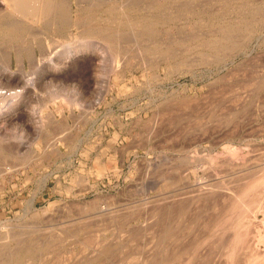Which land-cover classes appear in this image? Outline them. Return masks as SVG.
Wrapping results in <instances>:
<instances>
[{
	"label": "rangeland",
	"instance_id": "1",
	"mask_svg": "<svg viewBox=\"0 0 264 264\" xmlns=\"http://www.w3.org/2000/svg\"><path fill=\"white\" fill-rule=\"evenodd\" d=\"M25 1L0 0V264H264V0Z\"/></svg>",
	"mask_w": 264,
	"mask_h": 264
},
{
	"label": "bare ground",
	"instance_id": "2",
	"mask_svg": "<svg viewBox=\"0 0 264 264\" xmlns=\"http://www.w3.org/2000/svg\"><path fill=\"white\" fill-rule=\"evenodd\" d=\"M128 1V0H127ZM8 2L12 5V6H15L16 8H20V9H27V7H29V5H30V2H26L25 0H8ZM111 2H112V0H111ZM155 2V1H154ZM156 2H158V1H156ZM161 2V1H160ZM91 3V2H90ZM90 3H88V5L90 4ZM94 3H96V2H94ZM93 2L91 3V4H94ZM128 3V2H127ZM153 3V2H152ZM180 3V2H179ZM71 5H72V3H70ZM78 4H80V3H78ZM90 4V5H91ZM100 4H101V2H100ZM104 4V3H103ZM102 4V5H103ZM125 4L126 3H124V2H122V4L121 5H124L125 6ZM135 4V3H134ZM176 4V3H175ZM35 5H36V2H35ZM34 5V6H35ZM39 5V4H38ZM51 4H47L46 2H42L41 3V9L43 10V8H45V7H48V6H50ZM53 5V4H52ZM77 5V4H76ZM95 5H97L98 6V4L96 3ZM118 5H120V4H118ZM136 5V4H135ZM147 5V4H146ZM155 6H157L156 4H154ZM159 5V4H158ZM108 6H110V5H108ZM114 6V5H113ZM127 6V5H126ZM167 6V5H166ZM72 7V6H71ZM71 7L70 8H68V9H66V11H68V14H70L69 12H70V10H71ZM116 7V6H115ZM140 7V6H139ZM147 6H145V8H146ZM148 7H150V5H148ZM152 7H154V6H152ZM160 7H162V6H160ZM193 7V6H192ZM55 8H58L59 9V11H58V14H60V16H62V10H63V8H64V4L62 3V2H58V3H56L55 4ZM119 8L121 9V7L119 6ZM51 9V8H50ZM57 9V10H58ZM103 9H105L104 7H103ZM114 9V8H113ZM112 9V10H113ZM147 9V8H146ZM145 9V10H146ZM156 9V8H155ZM155 9L153 10V11H155ZM161 9V8H160ZM44 10H46V9H44ZM51 10H53V8L51 9ZM101 10V9H100ZM106 10V9H105ZM111 10V11H112ZM115 10V9H114ZM113 10V11H114ZM118 10V9H117ZM149 11H150V9H148ZM156 10H158V9H156ZM50 11V10H49ZM122 11V10H121ZM128 11V10H127ZM153 11H151V14H156L157 12H155V13H152ZM130 12V11H129ZM46 13V12H45ZM44 13V14H45ZM98 13V12H97ZM2 14V13H1ZM112 14H113V12H112ZM116 14V13H115ZM117 14H118V12H117ZM147 14V13H146ZM4 15V14H3ZM66 15V14H65ZM98 15V14H97ZM122 14H120V16H121ZM124 15V14H123ZM141 15V14H140ZM139 15V16H140ZM158 15V14H157ZM56 16V15H55ZM105 16V15H104ZM111 16V15H110ZM118 16V15H117ZM124 16H126V14L124 15ZM138 16V15H137ZM52 17V16H51ZM67 17V16H66ZM101 17V16H100ZM144 17V16H143ZM163 17V16H162ZM71 19V17H68V23L67 24H71V26H72V24H73V22H72V20H70ZM106 19V18H105ZM140 19V18H139ZM196 19V18H195ZM220 19V18H219ZM83 20V19H82ZM94 20V19H93ZM101 20V19H100ZM104 20V19H103ZM112 20V19H111ZM134 20V19H133ZM142 20V19H141ZM149 20V19H148ZM214 20V19H213ZM2 21V20H1ZM92 21V20H91ZM90 21V22H91ZM115 21V20H114ZM131 21V20H130ZM144 21V20H143ZM145 21H146V19H145ZM160 21V20H159ZM162 21V20H161ZM17 22V21H16ZM80 22V21H79ZM82 22H86V21H82ZM88 22V21H87ZM123 22V21H122ZM151 22V21H150ZM149 22V23H150ZM157 22V21H156ZM2 23H5V22H2ZM15 23V22H14ZM76 24H77V22H75ZM75 23H74V25H75ZM119 23V22H118ZM128 23V22H127ZM136 23V22H135ZM147 23V22H146ZM154 23V22H153ZM158 23V22H157ZM223 23V22H222ZM113 24V23H112ZM140 24V23H139ZM156 24V23H155ZM166 24V23H165ZM10 25H12L11 23H10ZM14 25H16V24H14ZM79 25H80V23H79ZM120 25H122L121 23H120ZM125 25H126V23H125ZM152 25V24H151ZM70 26V25H69ZM145 27H146V24L144 25ZM153 26V25H152ZM155 26V25H154ZM225 26V25H224ZM76 27V26H75ZM132 27V26H131ZM133 27H135V26H133ZM233 27V26H232ZM2 28V27H1ZM76 28H78V27H76ZM88 28V27H87ZM110 28V27H109ZM138 28V27H137ZM237 28V27H236ZM222 29H224L223 27H222ZM82 30V29H81ZM81 30H79L78 32H80ZM87 30V29H86ZM95 30V29H94ZM97 30V29H96ZM100 30V29H99ZM104 30V29H103ZM83 31V30H82ZM85 31V30H84ZM91 31V30H90ZM108 31V30H107ZM223 31H225V30H223ZM10 32V31H9ZM11 32H13V30L11 31ZM10 32V33H11ZM15 32V31H14ZM18 32V31H17ZM92 32V31H91ZM94 32V31H93ZM120 32V31H119ZM212 32V31H211ZM226 32H227V30H226ZM229 32V31H228ZM2 33V32H1ZM81 33V32H80ZM87 34H88V32H86ZM98 33V32H97ZM96 33V34H97ZM102 33V32H101ZM146 33V32H145ZM6 34V33H5ZM9 34V33H8ZM14 34V33H13ZM78 34V33H77ZM92 34H94V33H92ZM115 34H116V32H115ZM117 34H118V32H117ZM227 34V33H226ZM1 35V34H0ZM16 35V34H15ZM2 36H4V35H2ZM8 36V35H7ZM103 36H106V35H102L101 37H103ZM107 37H109L108 35H107ZM104 38V37H103ZM111 38V37H110ZM227 38V37H226ZM228 38H230V37H228ZM221 39H224V37L223 38H221ZM225 40V39H224ZM228 40V39H227ZM231 41V43H232V40H230ZM109 43V42H108ZM234 43V42H233ZM203 44V43H202ZM235 44V43H234ZM209 45V44H208ZM226 45V44H225ZM224 46V45H223ZM230 46H232V45H230ZM45 47V46H44ZM234 47V46H233ZM225 48V47H224ZM235 48V47H234ZM46 49H48V48H46ZM228 49V48H227ZM226 49V50H227ZM230 50V49H229ZM69 52H71V51H69ZM219 52V51H218ZM153 53V52H152ZM17 54H19V53H17ZM165 54V53H164ZM175 55V54H174ZM8 56V55H7ZM18 56V58L20 59V55H17ZM216 56V55H215ZM225 56V55H224ZM160 57V56H159ZM209 57V56H208ZM10 59V58H9ZM203 59V58H202ZM206 60L208 59V58H205ZM221 59V58H220ZM8 60V59H7ZM20 62V61H19ZM21 62H22V60H21ZM208 62V61H207ZM8 63V62H7ZM34 64V63H33ZM6 66V65H5ZM7 69L9 70V71H11L12 72V70L9 68V65L7 66ZM258 82V81H257ZM248 83V82H247ZM248 86V85H247ZM254 87V86H253ZM56 97V96H55ZM54 98V97H53ZM57 99V98H56ZM188 102V101H187ZM192 102V101H191ZM185 104V103H184ZM188 104V103H187ZM191 104V103H190ZM189 104V105H190ZM0 105H3L2 107H0V113H2L3 111H5V109H4V103L3 102H0ZM8 107V106H7ZM37 113V112H36ZM67 135V134H66ZM59 137V136H58ZM59 138H61V137H59ZM58 138V139H59ZM67 138V137H66ZM62 139V138H61ZM60 140V139H59ZM1 141V140H0ZM51 141H52V139L50 138V143H51ZM54 141V140H53ZM53 141H52V143H53ZM56 141V140H55ZM21 143V142H20ZM49 147V146H48ZM56 147V146H55ZM58 149V148H57ZM29 152V151H28ZM22 153V152H21ZM15 168H17V167H15ZM9 169V168H8ZM8 171V170H7ZM255 175V174H254ZM249 176V175H248ZM253 176V175H252ZM258 176V175H257ZM253 177H256V176H253ZM260 178V177H259ZM259 178L257 177L256 178V180H259ZM262 178V177H261ZM242 179V178H241ZM249 181H250V178L248 179ZM252 180V179H251ZM256 180H254V182H250L251 184H252V186L251 187H253V189H255L254 187L255 186H253L254 185V183H255V181ZM253 181V180H252ZM262 182L264 181V180H261ZM243 182H244V180H243ZM246 182H247V180H246ZM257 182H259V181H256V184H257ZM249 183V184H250ZM261 183V182H260ZM264 183V182H263ZM250 184V185H251ZM255 184V185H256ZM240 185V184H239ZM245 185H246V183H245ZM250 185H248V183H247V186L248 187H246V190L249 188V186ZM259 185V184H258ZM243 186V185H242ZM257 186V185H256ZM257 187H260V185L259 186H257ZM262 187V186H261ZM243 190H245V187H244V189ZM245 190V191H246ZM249 191H250V188L248 189ZM252 190V189H251ZM261 190V189H260ZM242 191V190H241ZM244 191V192H245ZM255 191V190H254ZM244 192H243V194H244ZM258 192V191H257ZM253 193V192H252ZM261 193V192H260ZM264 193V192H263ZM238 194V193H237ZM242 194V195H243ZM247 194H249L248 192H247ZM253 194H255L256 195V193L254 192ZM259 194V192L257 193V195ZM234 194H232V196H233ZM239 196H241V194L239 195ZM238 195H237V197H239ZM257 197V196H253V195H248V197H246L245 196V198H247V199H249V201L252 199V198H250V197ZM234 197V196H233ZM231 198V197H230ZM229 198V199H230ZM235 198H236V196H235ZM235 198H233L234 199V201H236L237 202V198H236V200H235ZM242 197H240V199H241ZM243 198H244V196H243ZM242 198V199H243ZM244 198V199H245ZM244 199H243V201H244ZM253 200H256V199H252V201ZM258 200H260V199H258ZM257 200V201H258ZM247 202H249L248 200H246ZM242 202V201H241ZM245 202V201H244ZM254 202V201H253ZM234 203V202H233ZM238 203V202H237ZM239 204H242V203H239ZM238 204V205H239ZM245 204V203H244ZM235 205H237V204H235ZM252 205V204H251ZM254 205V204H253ZM227 206V205H226ZM244 206V205H243ZM236 207H239V209H240V206H236ZM91 208V207H90ZM242 208V207H241ZM248 208V207H247ZM246 210V209H245ZM239 211V210H238ZM242 211H243V209H242ZM236 214V213H235ZM240 214H242V212H240ZM245 214V213H244ZM246 214H249V213H246ZM238 216H241V215H238ZM248 216V215H247ZM233 217V216H232ZM236 217V216H235ZM231 218V217H230ZM238 217H236V219H237ZM240 218V217H239ZM241 218H242V216H241ZM227 220V219H226ZM228 220H230L229 218H228ZM240 220V219H239ZM240 222V221H239ZM226 223V222H225ZM224 223V224H225ZM236 223H238V221L236 222ZM220 224V223H219ZM227 224V223H226ZM226 226V225H225ZM234 229V228H233ZM241 229V228H240ZM225 230V229H224ZM244 230H245V228H244ZM171 231V230H170ZM242 231V230H241ZM6 233V232H5ZM242 233H243V231H242ZM239 234V233H238ZM230 235V234H229ZM241 235V234H240ZM239 235V236H240ZM238 236V237H239ZM237 238V237H236ZM240 240V239H239ZM263 240V239H262ZM241 241V240H240ZM264 241V240H263ZM237 242V241H236ZM27 246V245H26ZM194 246V245H193ZM190 249V248H189ZM233 250V249H232ZM237 250V249H236ZM78 253V252H77ZM233 253V252H232ZM80 254H81V252H80ZM229 255H231L230 253H228ZM77 255V254H76ZM79 255V254H78ZM183 255V254H182ZM228 255V256H229ZM180 256V255H179ZM232 256V255H231ZM242 256V255H241ZM18 257V256H17ZM182 257V256H181ZM230 257V256H229ZM228 257V258H229ZM13 258V257H12ZM142 258V257H141ZM231 258V257H230ZM230 258H229V260H230ZM242 259H243V257H241ZM251 258V257H250ZM250 258H247V260H250ZM129 259V258H128ZM136 259V258H135ZM16 260H17V258H16ZM67 260V259H66ZM132 260V259H131ZM137 261L139 260V259H136ZM241 260V259H240ZM128 261V260H127ZM227 261H228V259H227ZM129 262V261H128ZM127 262V264H129ZM130 262H132V261H130ZM41 263V262H40ZM17 264V263H16ZM149 264H150V262H149Z\"/></svg>",
	"mask_w": 264,
	"mask_h": 264
},
{
	"label": "clouds",
	"instance_id": "3",
	"mask_svg": "<svg viewBox=\"0 0 264 264\" xmlns=\"http://www.w3.org/2000/svg\"><path fill=\"white\" fill-rule=\"evenodd\" d=\"M8 90L5 89H0V96H3L5 92ZM11 96H16L15 103L19 102L20 99L22 98V91L17 94V92H11L9 98L11 99ZM3 105H0L2 107ZM10 137L13 139V141H16L18 136H26V133L24 129L19 125H13L11 128L8 129Z\"/></svg>",
	"mask_w": 264,
	"mask_h": 264
}]
</instances>
